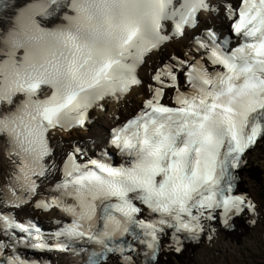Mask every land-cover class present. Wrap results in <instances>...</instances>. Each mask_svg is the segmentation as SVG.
I'll list each match as a JSON object with an SVG mask.
<instances>
[{
    "label": "snow or ice",
    "instance_id": "obj_1",
    "mask_svg": "<svg viewBox=\"0 0 264 264\" xmlns=\"http://www.w3.org/2000/svg\"><path fill=\"white\" fill-rule=\"evenodd\" d=\"M209 7L207 0H29L20 7L0 40V139L14 169L2 206L34 203L62 213L68 222L57 237L100 246L88 264H101L106 253L123 255L129 236L154 253L165 226L196 233L201 218L215 219L217 209L225 226L233 215L255 214L256 204L234 193L233 170L264 138V0L228 5L238 46L198 41L206 57H172L154 71L140 112L113 129L112 143L129 158L125 163L114 166L106 153L91 158L73 146L60 178L42 194L55 171L48 161L57 130L84 127L90 110L140 85L137 70L146 56L184 35ZM61 10L64 23L42 24ZM169 89L171 105L162 102ZM145 212L158 219L144 218ZM0 226L13 236L16 230L40 234L8 211H0ZM6 247L0 241V264H34L5 255ZM124 260L129 264L130 257Z\"/></svg>",
    "mask_w": 264,
    "mask_h": 264
},
{
    "label": "bare ground",
    "instance_id": "obj_2",
    "mask_svg": "<svg viewBox=\"0 0 264 264\" xmlns=\"http://www.w3.org/2000/svg\"><path fill=\"white\" fill-rule=\"evenodd\" d=\"M223 2L234 3L235 0H217V3ZM209 20L212 22V25L226 26L222 14L217 17H210ZM208 26H210V23L206 22L205 28ZM198 32L199 30H196L193 34H198ZM190 40L191 37L188 36L186 39L173 42L166 47L165 51L154 54L149 58L143 69V77L146 81H150L149 72L158 68L162 60L168 59L171 55H176L177 53L188 52ZM142 93L147 94L145 87L135 91L124 105L109 109L105 114H97L96 124L92 126L88 133L76 132L70 137L62 135V142L66 143L71 140L65 144V148H69L73 143L78 144L82 148H90L93 145L101 146L108 130L116 123H119L116 122L117 115L122 116V120H125L137 109L141 108L143 99L139 94ZM89 140H94L95 144L92 145ZM5 149L6 144L0 142V198L4 187L8 184L14 171L12 163L4 157L3 152ZM61 155L62 151L59 148L55 158L56 164ZM249 156L248 164L241 171V188L259 203L260 213L256 219V222H258L257 226L250 229L239 221V224L241 223L239 232H231L232 234H229L220 231L218 237L213 241L203 243L200 248L195 247L189 250V254H185L178 260L174 259L173 253H164L162 256L166 257L167 260L160 259L157 264H235L234 261L243 264L246 261L245 259L255 252L257 254H264V207H262L263 202L258 193L264 186V139L257 144L255 150L251 151ZM53 179L55 177H51L49 181ZM31 211L32 209H29V207L24 209V213L29 216H32ZM33 216L40 218L42 221L53 218V214H40L38 212H34ZM237 257L240 261L237 260ZM60 259L59 264H66L65 257H60ZM108 264L119 263L116 259H112Z\"/></svg>",
    "mask_w": 264,
    "mask_h": 264
},
{
    "label": "rangeland",
    "instance_id": "obj_3",
    "mask_svg": "<svg viewBox=\"0 0 264 264\" xmlns=\"http://www.w3.org/2000/svg\"><path fill=\"white\" fill-rule=\"evenodd\" d=\"M258 193H260V197H261V199L263 200V205H264V186H263L262 189H260V190L258 191ZM255 254H257V253L255 252V253H253V254H251V255H255ZM234 263H235V261H234ZM263 264H264V260H263Z\"/></svg>",
    "mask_w": 264,
    "mask_h": 264
}]
</instances>
